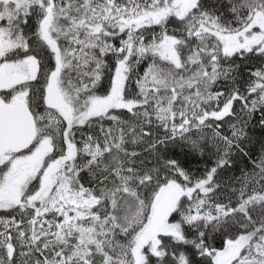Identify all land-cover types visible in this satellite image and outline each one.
I'll return each mask as SVG.
<instances>
[{
	"label": "snow or ice",
	"instance_id": "obj_1",
	"mask_svg": "<svg viewBox=\"0 0 264 264\" xmlns=\"http://www.w3.org/2000/svg\"><path fill=\"white\" fill-rule=\"evenodd\" d=\"M0 264H264V0H0Z\"/></svg>",
	"mask_w": 264,
	"mask_h": 264
},
{
	"label": "trees",
	"instance_id": "obj_2",
	"mask_svg": "<svg viewBox=\"0 0 264 264\" xmlns=\"http://www.w3.org/2000/svg\"><path fill=\"white\" fill-rule=\"evenodd\" d=\"M253 135L254 137H259L261 135V131L258 127L254 129ZM177 152H179V150H177ZM179 159L185 164V166L189 170L194 171L199 175L200 173L203 172L206 166L205 162L207 160V157H204V158H199V157L193 158L192 156L185 157L183 153H179ZM223 175L225 178H227V176L232 175V172L228 171L224 173Z\"/></svg>",
	"mask_w": 264,
	"mask_h": 264
},
{
	"label": "rangeland",
	"instance_id": "obj_3",
	"mask_svg": "<svg viewBox=\"0 0 264 264\" xmlns=\"http://www.w3.org/2000/svg\"><path fill=\"white\" fill-rule=\"evenodd\" d=\"M201 174V173H200Z\"/></svg>",
	"mask_w": 264,
	"mask_h": 264
}]
</instances>
